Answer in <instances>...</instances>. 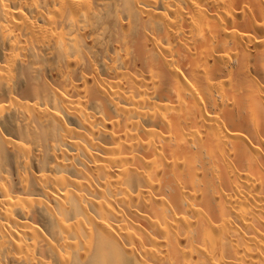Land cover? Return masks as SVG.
<instances>
[{"label":"bare ground","instance_id":"bare-ground-1","mask_svg":"<svg viewBox=\"0 0 264 264\" xmlns=\"http://www.w3.org/2000/svg\"><path fill=\"white\" fill-rule=\"evenodd\" d=\"M0 264H264V0H0Z\"/></svg>","mask_w":264,"mask_h":264}]
</instances>
